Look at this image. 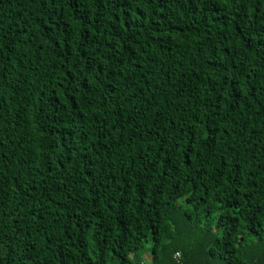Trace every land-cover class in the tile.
I'll return each instance as SVG.
<instances>
[{
    "label": "trees",
    "instance_id": "16d2710c",
    "mask_svg": "<svg viewBox=\"0 0 264 264\" xmlns=\"http://www.w3.org/2000/svg\"><path fill=\"white\" fill-rule=\"evenodd\" d=\"M0 264H264V0H0Z\"/></svg>",
    "mask_w": 264,
    "mask_h": 264
},
{
    "label": "built area",
    "instance_id": "2783aa9c",
    "mask_svg": "<svg viewBox=\"0 0 264 264\" xmlns=\"http://www.w3.org/2000/svg\"><path fill=\"white\" fill-rule=\"evenodd\" d=\"M180 257H181V253H180V252H177V253L175 254V258L180 259Z\"/></svg>",
    "mask_w": 264,
    "mask_h": 264
}]
</instances>
